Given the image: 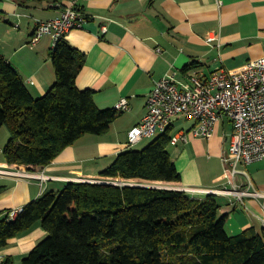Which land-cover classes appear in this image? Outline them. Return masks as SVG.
<instances>
[{
  "label": "crops",
  "instance_id": "crops-1",
  "mask_svg": "<svg viewBox=\"0 0 264 264\" xmlns=\"http://www.w3.org/2000/svg\"><path fill=\"white\" fill-rule=\"evenodd\" d=\"M58 1L0 0V53L33 97L44 95L56 78L52 37L45 34L34 45L30 38L37 20L59 14ZM77 6L87 21L63 38L83 53L77 88L93 90L101 109L114 108L121 98L128 100L129 109L118 112L106 131L81 135L43 166L8 163L2 148L10 133L1 126L0 169L19 174L0 172V218L46 192L58 193L68 182L93 179L130 148L127 133L144 115L147 95L163 75L173 74L181 83L193 74L207 78L219 68L238 72L248 60L264 55V0H77ZM193 125V120H176L170 135ZM231 131L230 122L221 118L209 139L169 142L167 150L181 176L180 183L170 187L202 198L206 190L227 185L221 156ZM150 140L144 138L132 148ZM239 169L236 178L242 188L264 193V160ZM219 197L218 214H226L228 234L264 227V197ZM44 236L37 221L9 238L0 246V264H22Z\"/></svg>",
  "mask_w": 264,
  "mask_h": 264
},
{
  "label": "trees",
  "instance_id": "trees-1",
  "mask_svg": "<svg viewBox=\"0 0 264 264\" xmlns=\"http://www.w3.org/2000/svg\"><path fill=\"white\" fill-rule=\"evenodd\" d=\"M50 56L55 82L33 97L0 53V127L10 133L2 148L8 163L46 165L81 135L106 131L118 115L97 107L93 90L77 88L83 53L61 39ZM169 142L167 130L140 149L120 152L93 178L101 182H68L25 204L15 218L6 213L0 246L40 221L45 236L22 264H264V227L230 235L226 214H218L219 195L196 198L170 187L181 176Z\"/></svg>",
  "mask_w": 264,
  "mask_h": 264
},
{
  "label": "built area",
  "instance_id": "built-area-1",
  "mask_svg": "<svg viewBox=\"0 0 264 264\" xmlns=\"http://www.w3.org/2000/svg\"><path fill=\"white\" fill-rule=\"evenodd\" d=\"M58 6L61 10L57 16L36 21L31 44H37L43 35L49 34L54 47L68 32L81 28L87 21V15L77 6V0H59ZM114 109L117 112L128 110V100L121 98ZM221 118L232 126L228 145L221 156L228 176L227 185L206 190L207 193L233 196L238 200L245 196L264 197L263 192L249 186L242 188L243 184L236 178L241 172L239 166L264 160V55L248 60L238 72L219 68L207 78L193 74L181 83L173 74L163 75L153 83L147 95L146 111L128 131L126 145L132 147L144 138L163 133L179 119L193 120L194 125L188 130L172 133L170 143H186L190 137L209 139ZM0 172L19 174L2 169ZM35 176L44 177L43 174ZM84 181L101 182L95 179ZM21 211L22 208L12 210L8 216L13 219Z\"/></svg>",
  "mask_w": 264,
  "mask_h": 264
},
{
  "label": "water",
  "instance_id": "water-1",
  "mask_svg": "<svg viewBox=\"0 0 264 264\" xmlns=\"http://www.w3.org/2000/svg\"><path fill=\"white\" fill-rule=\"evenodd\" d=\"M133 185H137V186H144L142 184H133ZM146 186V185H145ZM151 187H159V186H151ZM162 187V186H161Z\"/></svg>",
  "mask_w": 264,
  "mask_h": 264
},
{
  "label": "rangeland",
  "instance_id": "rangeland-1",
  "mask_svg": "<svg viewBox=\"0 0 264 264\" xmlns=\"http://www.w3.org/2000/svg\"><path fill=\"white\" fill-rule=\"evenodd\" d=\"M186 123H189V122H186ZM2 128H6V127H2ZM10 136V135H9Z\"/></svg>",
  "mask_w": 264,
  "mask_h": 264
}]
</instances>
